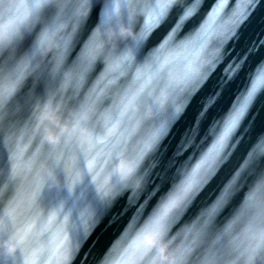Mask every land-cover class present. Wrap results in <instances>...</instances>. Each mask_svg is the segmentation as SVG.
I'll use <instances>...</instances> for the list:
<instances>
[{"label":"water","instance_id":"1","mask_svg":"<svg viewBox=\"0 0 264 264\" xmlns=\"http://www.w3.org/2000/svg\"><path fill=\"white\" fill-rule=\"evenodd\" d=\"M216 4L48 0L35 10L33 0H0V19L25 20L14 47L0 51V66L31 58L15 90L0 97V264H100L125 246L151 261L150 235L167 258L175 234L193 225L188 264H264V218L229 227L264 175L256 148L264 87L216 163L190 179L264 67V0H227L201 32L200 45L220 51L191 95L162 93L143 75L166 38L193 37ZM46 29L60 47L41 55L36 43Z\"/></svg>","mask_w":264,"mask_h":264},{"label":"clouds","instance_id":"2","mask_svg":"<svg viewBox=\"0 0 264 264\" xmlns=\"http://www.w3.org/2000/svg\"><path fill=\"white\" fill-rule=\"evenodd\" d=\"M24 26L25 20L23 19L7 17L0 19V27L6 29L3 37L0 38V51L14 47L20 30ZM213 27L214 24L209 16L193 37L175 43L170 38H166L155 49L152 61L144 70L145 83L159 88L162 93H170L178 88V94L181 97L191 95L203 77L213 70L214 63L217 62L219 56L218 48L209 52L199 43L201 32ZM59 47L58 34L47 29L41 33L36 43V51L41 55ZM30 64L31 58H24L10 68L0 66V97L6 98L15 90L29 70ZM161 68L166 71L160 73L159 69ZM178 205V200L175 204L169 202L168 205H165V213L170 212L172 207ZM252 214L257 218H264V175H261L248 190L229 227ZM206 223L207 221H205ZM194 231L195 225L178 231L173 237V240L177 241L176 249L167 258H164L163 255L166 245L158 243V238L150 235L145 243L149 246L154 245L157 249L151 261L147 260L144 254L136 255L134 249L129 250L125 246L118 255L102 259L100 264H188V257L194 251L195 239L190 238ZM171 242L169 241V243ZM54 255L59 256L60 254L54 253ZM105 255L108 257L107 253ZM49 264H56V260H50Z\"/></svg>","mask_w":264,"mask_h":264},{"label":"snow or ice","instance_id":"3","mask_svg":"<svg viewBox=\"0 0 264 264\" xmlns=\"http://www.w3.org/2000/svg\"><path fill=\"white\" fill-rule=\"evenodd\" d=\"M199 0H197V3ZM246 2H251V0H246ZM48 3V0H33V8L35 10H39L40 8L44 7L45 4ZM227 0H217V4L215 8L212 10L210 13V19L213 24H215L216 19L222 14L224 11V8L226 6ZM191 10L189 11L188 15H191ZM238 21H230V23H237ZM6 29L3 27H0V38L3 37ZM221 33L225 35V39H228V29L227 27H222L221 28ZM215 66H213L214 69ZM239 65H237V68ZM235 71V70H234ZM208 74H206L202 80L207 79ZM264 87V67H260L256 69V75L255 78L252 82L251 88L248 91L247 97L245 98L243 104H241L240 108L238 111L232 115L229 120L226 122L224 130L221 132V134L218 136L216 139L215 143L212 145V147L209 149V151L204 155V157L195 165L193 171H192V176L191 178H194L195 175L199 172L200 168L203 167L204 165H208L211 167L213 164L216 163V160L218 159V156L220 152H222L223 147L225 146V143L227 139L230 137L233 129L237 125L240 116L246 111L248 104L251 102L253 97L255 96L256 92L261 88ZM199 85L197 86L198 90ZM214 98L209 101V104L214 103ZM181 109H177V112H180ZM257 150L260 151L261 153H264V141L259 143L256 146Z\"/></svg>","mask_w":264,"mask_h":264}]
</instances>
